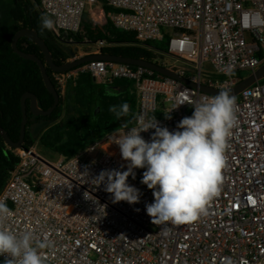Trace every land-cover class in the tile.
<instances>
[{
	"label": "built area",
	"instance_id": "1",
	"mask_svg": "<svg viewBox=\"0 0 264 264\" xmlns=\"http://www.w3.org/2000/svg\"><path fill=\"white\" fill-rule=\"evenodd\" d=\"M36 1L55 29L72 37L86 8L99 6L98 0ZM104 4L115 31L133 34L139 44H164L161 55L195 71L183 77L198 87L231 91L239 76L264 64V0ZM93 47L100 55L107 44ZM82 76L133 83L135 125L71 159L46 160L33 146L14 150L17 163L0 195V260L264 264V84L217 98L105 62L54 74L53 81L63 95ZM105 146L113 153L91 158ZM145 154L153 166L142 185L137 166Z\"/></svg>",
	"mask_w": 264,
	"mask_h": 264
},
{
	"label": "trees",
	"instance_id": "2",
	"mask_svg": "<svg viewBox=\"0 0 264 264\" xmlns=\"http://www.w3.org/2000/svg\"><path fill=\"white\" fill-rule=\"evenodd\" d=\"M98 2V7L102 11L101 26L95 28L84 14L80 33L72 37L76 44L90 49L98 42H105L107 47L100 51L105 56L145 61L163 68L169 67L163 63V60L167 58L161 55L164 51L160 44H139L133 34L115 31L106 18L110 10L105 6L104 0H98ZM27 30L34 31L46 44L56 67H61L70 61L67 55L57 49V41L48 24V18L40 11L36 0H0V129L14 144L18 143L20 137L21 98L26 94L33 95L37 100L38 108L43 112L50 110L54 104L53 98L44 88L38 67L34 63L21 60L12 53L11 45L14 36ZM24 45L27 46L26 55L36 57L45 65L40 50L31 41H19L18 51H22ZM46 69L47 76L56 89L53 81L54 74L48 68ZM207 74H211L208 69ZM243 78L239 76V83ZM261 84H264V81ZM121 89H125L132 95H118L117 91ZM57 93L59 105L47 118L52 125L44 130L34 143L39 148L38 153L46 160L54 161L61 157L71 159L106 136L135 125L137 110L133 96L134 84L131 82L117 81L112 85L97 86L90 76H82L69 83L63 95L58 90ZM97 99L100 103L96 108L100 114L90 117L88 113V123L85 125L82 118L84 115L80 109ZM128 106H130L129 110ZM28 109L29 103H27L28 124L24 148L30 143L29 128L32 126ZM60 117H64L65 120L61 124H56L55 122H60ZM16 163L14 150L8 149L0 138V195ZM152 166V159L145 164H138L137 180L142 185L148 183ZM0 264L5 263L0 260Z\"/></svg>",
	"mask_w": 264,
	"mask_h": 264
},
{
	"label": "water",
	"instance_id": "3",
	"mask_svg": "<svg viewBox=\"0 0 264 264\" xmlns=\"http://www.w3.org/2000/svg\"><path fill=\"white\" fill-rule=\"evenodd\" d=\"M48 24L51 30L53 31V34L57 41L64 42L66 44L71 43L68 41L67 34L60 33L58 30L55 29L54 22L51 19H48ZM20 40L31 41L40 50L43 56L45 65H43L41 61L37 59L36 57L26 55L22 52H19L17 49V45ZM79 47H82L81 49L84 51L86 50L85 46L78 45V48L74 49L71 54H68L70 61L65 63L61 67H56L53 64L52 56L46 44L41 39L38 38V36L36 35L34 31H29V30L21 31L14 36L12 40V45H11L12 53L16 55L17 57H19L21 60L34 63L38 67L44 88L46 92L53 98L54 104L50 110H48L47 112H43L38 108L37 100L33 95H30V94L24 95L21 98V102H20L21 112H22V122H21L20 137H19L18 143L16 144L12 143L7 137V135L5 134V132L0 129V138L2 139L4 144L8 147V149L19 150V149L24 148L26 127L28 124L27 103H29L28 111H29V114L32 116V122H35V120L38 118L40 119L49 118L54 113V111L57 109L59 105V95L57 93V89H55L50 79L48 78L47 73H46V70H47L46 68H48L53 74H65L67 72H70L80 66H83L91 62H105V63H112V64H117V65L132 66V67L148 70L162 78H167V79L176 81L186 88L196 90L202 94L212 96V97H217V98H236L240 96L244 91L248 90L254 84L264 81V64H263L255 72L245 74L242 82L239 83L231 91H228V92L213 91V90H210L204 87H198L196 85L189 83L183 76L186 74L192 75L196 73L190 68L179 67L176 65L163 68L155 64L145 62V61L123 59L119 57L105 56L103 54L98 55V56L85 57V58L76 60L81 50ZM202 77L205 79H219V78H213L209 75H202ZM51 125H52V122H48V121H41L38 124H33L29 128L30 143H28L27 146H32L37 141L39 135L43 132V130H45Z\"/></svg>",
	"mask_w": 264,
	"mask_h": 264
},
{
	"label": "rangeland",
	"instance_id": "4",
	"mask_svg": "<svg viewBox=\"0 0 264 264\" xmlns=\"http://www.w3.org/2000/svg\"><path fill=\"white\" fill-rule=\"evenodd\" d=\"M85 15L91 21L92 25L95 28H98V27L101 26V22H102V20H101L102 11H101V9L99 7H95V8H92V9L86 8ZM170 37H171L170 33H167L166 34V38L169 39ZM160 45H161V48L164 50V48H165L164 44L163 45L160 44ZM79 48L81 49L82 47H79ZM86 48H87V46H85V49ZM79 53L83 54V50L81 49ZM163 63L166 64V65H169V66H175L176 65V66H179V67H185V66L180 65V64H177L176 62L171 61L169 59H164L163 60ZM186 68H188V67H186ZM244 75L245 74L241 75L240 77H244ZM96 84H99V83L97 82ZM82 118H83L84 124L86 125V123H88V118L89 117H82ZM64 120H65V118L62 117V119H61V121L59 123L61 124ZM119 132L117 134H114V136H116L117 139H121V135H122L121 132L122 131L120 130ZM99 143H100V141L97 142V143H95V144L97 145ZM32 146H33V148L37 152H39V148H38L37 144H34ZM104 152L110 153V154L113 153V151L108 146L101 147V148L98 147L97 150L95 151V153L91 155V158H97L99 156V154L104 153ZM149 159H150V156L147 155V154H145V155H139V157H138V164H141V163H144L145 164V163H147L149 161Z\"/></svg>",
	"mask_w": 264,
	"mask_h": 264
},
{
	"label": "crops",
	"instance_id": "5",
	"mask_svg": "<svg viewBox=\"0 0 264 264\" xmlns=\"http://www.w3.org/2000/svg\"><path fill=\"white\" fill-rule=\"evenodd\" d=\"M100 53V55H101V52H99ZM90 56H98V55H96V52H95V48L92 46V48H86V50L84 51L83 50V54H81V53H79V55L77 56V58H76V60H78V59H82V58H85V57H90ZM72 61V60H71ZM104 83H102V84H96L97 86H99V85H103ZM69 85V84H68ZM67 85V86H68ZM66 89H67V87H66ZM134 89H135V86H134ZM66 91V90H65ZM65 93V92H64ZM63 93V94H64ZM117 94L118 95H122V96H124V94H128L129 96L130 95H132V94H130L129 92L127 93V91L125 90V89H121V90H118L117 91ZM133 96L135 97V102H136V114L135 115H137L138 116V97H137V94H136V90H135V94H133ZM99 100L97 99V100H95V101H93V103L91 102V103H88V104H86L85 105V107L83 108V109H80V111H81V113L84 115V117H89V114L88 113H90V117H96V116H98L100 113H99V111H98V109L96 108V107H98V105H99ZM96 108V109H95ZM127 109L129 110L130 109V106H128L127 107ZM84 112V113H83ZM137 116H135L136 118H137ZM122 117V116H121ZM136 121V120H135ZM120 131V130H119ZM119 131H117V132H119ZM121 131H123V130H121ZM117 132H115V133H117ZM112 134H114V133H112ZM111 135V134H110ZM109 136V135H108ZM108 136H106V137H108ZM105 137V138H106ZM96 144H94V145H92L91 147H93V146H95ZM91 147H89V148H91Z\"/></svg>",
	"mask_w": 264,
	"mask_h": 264
},
{
	"label": "flooded vegetation",
	"instance_id": "6",
	"mask_svg": "<svg viewBox=\"0 0 264 264\" xmlns=\"http://www.w3.org/2000/svg\"><path fill=\"white\" fill-rule=\"evenodd\" d=\"M68 41L71 42V43L70 44H66L64 42L57 41V44H56L57 49L61 50V52L64 53L65 55H67V56H68V54H71L74 49L78 48V44H76L74 42V40L72 39V36H68ZM17 47H18V45H17ZM62 49H64V50H62ZM26 50H27V46L24 45L22 51H19V52H22V53L26 54ZM61 119H62V117H60L59 121H61ZM41 121H47V119L38 118V119L35 120V122H32V116H31L30 122L32 123V125L33 124H38ZM48 122H50V121H48ZM55 123L58 124L59 122H55ZM43 132H44V130H43Z\"/></svg>",
	"mask_w": 264,
	"mask_h": 264
}]
</instances>
